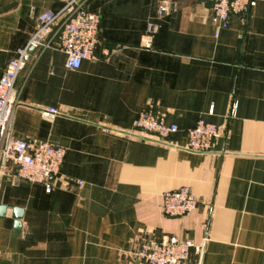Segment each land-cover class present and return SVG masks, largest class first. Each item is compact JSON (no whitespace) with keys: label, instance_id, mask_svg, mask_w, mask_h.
Wrapping results in <instances>:
<instances>
[{"label":"crops","instance_id":"obj_1","mask_svg":"<svg viewBox=\"0 0 264 264\" xmlns=\"http://www.w3.org/2000/svg\"><path fill=\"white\" fill-rule=\"evenodd\" d=\"M66 1L0 0V78L38 16ZM86 6L101 16L93 57L71 70L63 52L31 50L15 82L11 134L66 154L51 192L0 176V264H142V241L166 235L200 247L187 264H264V0L219 37L209 0ZM144 108L179 131L148 139ZM200 120L220 129L206 153L184 147ZM184 185L198 207L166 216L164 193Z\"/></svg>","mask_w":264,"mask_h":264},{"label":"built area","instance_id":"obj_2","mask_svg":"<svg viewBox=\"0 0 264 264\" xmlns=\"http://www.w3.org/2000/svg\"><path fill=\"white\" fill-rule=\"evenodd\" d=\"M88 0H67L57 12L44 11L28 39L17 48L9 59L0 78V176L15 169L17 176L26 182L42 184L47 192L54 187V179L61 175L66 151L50 142H35L15 137L9 127L16 104L15 82L24 69L31 50L54 48L66 55V67L79 69L82 63L91 59L99 42L101 16L89 10ZM212 3L211 22L215 36L228 27L232 15L246 17L256 5V0H209ZM169 9L165 3L160 6L163 15ZM238 104L233 102L230 116H235ZM54 109H46L44 115L55 114ZM138 131L148 139L167 142L179 131L177 124L157 114L151 108L142 109L135 121ZM184 147L196 153H206L213 149L220 136L219 127L200 120L185 131ZM81 184V182H78ZM198 207V198L189 186L168 190L163 195L162 209L168 217L187 215ZM193 252H200L190 239H180L176 235H166L160 240L145 239L138 250L142 264H187Z\"/></svg>","mask_w":264,"mask_h":264},{"label":"water","instance_id":"obj_3","mask_svg":"<svg viewBox=\"0 0 264 264\" xmlns=\"http://www.w3.org/2000/svg\"><path fill=\"white\" fill-rule=\"evenodd\" d=\"M1 211H3L4 209L3 208H0Z\"/></svg>","mask_w":264,"mask_h":264}]
</instances>
